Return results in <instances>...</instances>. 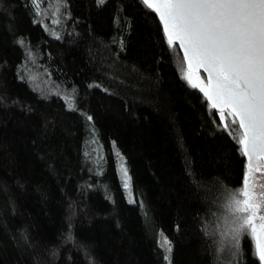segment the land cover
<instances>
[{
	"label": "trees",
	"instance_id": "trees-1",
	"mask_svg": "<svg viewBox=\"0 0 264 264\" xmlns=\"http://www.w3.org/2000/svg\"><path fill=\"white\" fill-rule=\"evenodd\" d=\"M185 76L139 0H0V264H259L238 126Z\"/></svg>",
	"mask_w": 264,
	"mask_h": 264
},
{
	"label": "snow or ice",
	"instance_id": "snow-or-ice-1",
	"mask_svg": "<svg viewBox=\"0 0 264 264\" xmlns=\"http://www.w3.org/2000/svg\"><path fill=\"white\" fill-rule=\"evenodd\" d=\"M143 3L157 14L168 45L179 42L188 68L194 64L207 73L206 85L192 86L199 87L222 122L230 118L231 125L238 126L239 134L233 138L247 158V168L242 187L229 190L226 196L231 220L225 235L235 247L241 235H250L259 264H264V214H260L264 200H257L249 190V176L264 169V0ZM186 78L191 83L190 73ZM222 126L228 130L230 124ZM122 172L127 177V170ZM128 181L130 177L125 187H130ZM162 246L171 250L166 239Z\"/></svg>",
	"mask_w": 264,
	"mask_h": 264
},
{
	"label": "rangeland",
	"instance_id": "rangeland-1",
	"mask_svg": "<svg viewBox=\"0 0 264 264\" xmlns=\"http://www.w3.org/2000/svg\"><path fill=\"white\" fill-rule=\"evenodd\" d=\"M188 76H189V72L186 71L185 77H188ZM186 80L190 85H192L193 83L199 84V87H203L204 85L207 84L203 75H200V74L190 73L191 83L189 82L188 78H186ZM199 87H196V88L199 89ZM249 190L254 194V197L257 200H264V171L263 170L253 171V173L249 176ZM260 214H264V207H262Z\"/></svg>",
	"mask_w": 264,
	"mask_h": 264
},
{
	"label": "water",
	"instance_id": "water-1",
	"mask_svg": "<svg viewBox=\"0 0 264 264\" xmlns=\"http://www.w3.org/2000/svg\"><path fill=\"white\" fill-rule=\"evenodd\" d=\"M139 1L142 2V4L144 5L143 0H139ZM144 6H145V5H144ZM151 11H152V10H151ZM152 12H153V11H152ZM153 13L155 14L157 20L159 21L157 14H156L155 12H153ZM159 23H160V25H161V27H162V30H163V26H162V24H161L160 21H159ZM163 34H164V32H163ZM164 36H165V34H164ZM165 38H166V37H165ZM174 45L177 46V48L179 49V51H180V53H181V56H182V59H183V63H184V66H185V70H186L187 72H189V73H192V74H200V75H203V77L205 78L206 82L208 83V80H207V73L203 70V68H196L195 65L193 64V67H192L191 69H189V68H188V65H187V61L184 60V52H183V49L180 48V46H179V42L176 41ZM206 101L208 102L209 106L211 107L210 102H209L207 99H206ZM212 109H213V108H212ZM213 110L217 111L216 109H213ZM217 112H218V111H217ZM244 157H245V156H244ZM245 159H246V166H247V158L245 157ZM261 170L264 171V169H261ZM259 171H260V170H259Z\"/></svg>",
	"mask_w": 264,
	"mask_h": 264
}]
</instances>
